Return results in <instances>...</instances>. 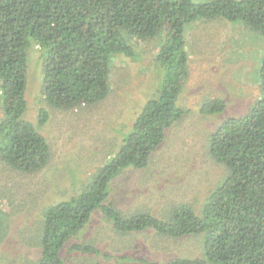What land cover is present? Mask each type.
I'll return each mask as SVG.
<instances>
[{"label": "trees", "instance_id": "16d2710c", "mask_svg": "<svg viewBox=\"0 0 264 264\" xmlns=\"http://www.w3.org/2000/svg\"><path fill=\"white\" fill-rule=\"evenodd\" d=\"M204 19L240 22L264 37V0H0V162L24 173L41 170L51 155L39 130L48 111L39 109L37 123L24 116L32 46L37 48L29 56L36 52L42 64L43 100L57 109H78L108 95L113 58L138 56L131 37L162 36L155 56L162 68L159 82L145 94L113 153L95 164L71 196L41 208L33 235L25 239L39 249L28 264H66L61 251L67 245L97 252L72 241L85 234L96 211L121 233L153 229L168 238H200L198 257L141 259L144 264H264V56L257 70L258 96L243 115L224 117L226 102L219 95L199 107L201 115L221 116L206 145L226 172L197 209L179 203L162 218L148 210L125 214L109 198L111 181L128 168H145L166 129L188 112L177 104L189 73L185 32ZM79 170H69L72 185ZM8 219L0 207V241L7 236Z\"/></svg>", "mask_w": 264, "mask_h": 264}, {"label": "rangeland", "instance_id": "374dc122", "mask_svg": "<svg viewBox=\"0 0 264 264\" xmlns=\"http://www.w3.org/2000/svg\"><path fill=\"white\" fill-rule=\"evenodd\" d=\"M185 35L189 73L177 104L188 112L166 129L164 140L145 168H128L111 181L110 201L125 214L148 210L162 218L179 203H190L197 209L226 172L224 165L209 156L206 145L221 116L199 114L201 103L219 95L226 102L223 116H240L258 96L257 70L264 56L261 34L240 22L204 19L191 23ZM130 41L138 56L113 58L111 67L116 68L108 95L78 109H57L43 100L42 64L36 52L29 56L37 48L32 46L24 116L37 123L39 109L48 111L39 130L49 143L51 155L47 165L34 173L20 172L0 162V207L9 212L7 236L0 241V262L28 264L37 258L39 249L25 239L33 235L41 208L71 196L95 164L113 153L145 94L152 93L159 82L162 68L155 56L162 36L145 40L131 37ZM119 66L128 69L118 72ZM72 166L82 172L73 178L74 185L69 172ZM72 241H84L97 252L69 250L67 245L61 251L66 264H144L141 259L161 262L198 257L201 251L198 236L168 238L153 229L121 233L97 211L85 234Z\"/></svg>", "mask_w": 264, "mask_h": 264}]
</instances>
